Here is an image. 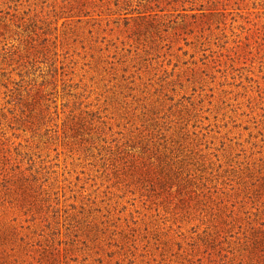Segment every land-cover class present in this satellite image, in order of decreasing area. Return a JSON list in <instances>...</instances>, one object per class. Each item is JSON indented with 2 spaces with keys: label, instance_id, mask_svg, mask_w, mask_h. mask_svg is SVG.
<instances>
[{
  "label": "rangeland",
  "instance_id": "obj_1",
  "mask_svg": "<svg viewBox=\"0 0 264 264\" xmlns=\"http://www.w3.org/2000/svg\"><path fill=\"white\" fill-rule=\"evenodd\" d=\"M0 264H264V0H0Z\"/></svg>",
  "mask_w": 264,
  "mask_h": 264
}]
</instances>
